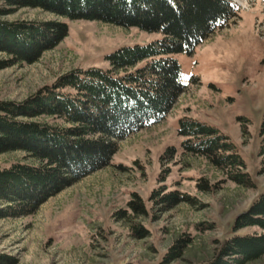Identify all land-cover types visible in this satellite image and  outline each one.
Segmentation results:
<instances>
[{
	"label": "rangeland",
	"instance_id": "rangeland-1",
	"mask_svg": "<svg viewBox=\"0 0 264 264\" xmlns=\"http://www.w3.org/2000/svg\"><path fill=\"white\" fill-rule=\"evenodd\" d=\"M237 14L215 29L192 53L171 56L185 86L158 123L117 141L109 165L48 197L30 215L0 219V264H205L221 243L235 235L234 218L264 192L260 128L264 114V0H241ZM240 1V0H239ZM0 7H4L0 1ZM6 20L67 23V35L32 62L0 68V100L22 101L60 74L76 68L109 67L115 49L160 39L161 31L89 20H69L40 8L23 7ZM7 59L0 51V61ZM194 117L218 129L234 144L255 183L243 187L225 179L203 157L183 153L179 118ZM51 121V119H49ZM174 147L171 157L168 147ZM35 163L22 151L0 154V168ZM209 184L200 189L198 184ZM171 190L193 202L172 207L153 196ZM146 213L128 207L134 195ZM125 210L123 217L119 212ZM135 226L148 230L134 234ZM188 238L182 255L166 262L169 248ZM246 264H264V255Z\"/></svg>",
	"mask_w": 264,
	"mask_h": 264
},
{
	"label": "trees",
	"instance_id": "trees-1",
	"mask_svg": "<svg viewBox=\"0 0 264 264\" xmlns=\"http://www.w3.org/2000/svg\"><path fill=\"white\" fill-rule=\"evenodd\" d=\"M0 68L32 63L67 35V23L50 20H6L2 15L23 7L40 8L69 20H89L161 31L160 39L121 46L105 56L109 67H76L60 74L22 101L0 100V154L22 151L35 163L14 162L0 168V219L34 213L48 197L82 177L109 165L117 141L158 123L185 86L180 65L171 54L192 53L195 46L237 14L231 0H0ZM51 119V121L49 120ZM177 133L183 153L203 157L224 176L243 187L255 183L234 144L212 125L194 117L179 118ZM264 172V114L260 128ZM174 147L166 155L172 158ZM209 189L205 181L197 185ZM129 201L146 213L139 196ZM165 206L193 202L189 194L171 190L153 196ZM125 210L119 212L123 217ZM253 233L225 239L205 264H246L264 255V192L236 215L233 231ZM138 238L148 230L135 226ZM188 238L169 248L165 261L179 258ZM1 262V261H0Z\"/></svg>",
	"mask_w": 264,
	"mask_h": 264
},
{
	"label": "bare ground",
	"instance_id": "bare-ground-1",
	"mask_svg": "<svg viewBox=\"0 0 264 264\" xmlns=\"http://www.w3.org/2000/svg\"><path fill=\"white\" fill-rule=\"evenodd\" d=\"M238 4H241V5H243L244 3H243V1H239V0H235Z\"/></svg>",
	"mask_w": 264,
	"mask_h": 264
}]
</instances>
